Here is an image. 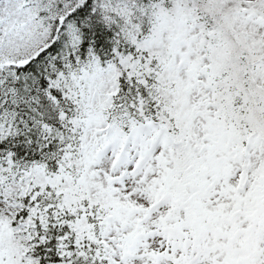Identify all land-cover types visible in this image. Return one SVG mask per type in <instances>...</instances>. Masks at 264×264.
<instances>
[{"label":"snow or ice","instance_id":"obj_1","mask_svg":"<svg viewBox=\"0 0 264 264\" xmlns=\"http://www.w3.org/2000/svg\"><path fill=\"white\" fill-rule=\"evenodd\" d=\"M0 264H264V0H0Z\"/></svg>","mask_w":264,"mask_h":264}]
</instances>
